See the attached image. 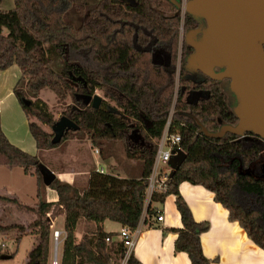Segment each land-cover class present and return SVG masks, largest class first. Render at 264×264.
<instances>
[{"label": "trees", "instance_id": "trees-1", "mask_svg": "<svg viewBox=\"0 0 264 264\" xmlns=\"http://www.w3.org/2000/svg\"><path fill=\"white\" fill-rule=\"evenodd\" d=\"M195 19L185 14V32L197 27ZM179 25L180 8L169 0H13L12 9L0 10V71L11 66L20 71L13 94L36 149L50 151L73 137H87L101 159L109 157L113 143L137 165L126 177L90 171L82 191L54 178L48 188L57 201L47 203L37 156L10 144L0 128V166L20 168L36 178L37 203L30 227L38 242L25 264L48 263L52 209L64 218L59 264H120L126 247L119 233L105 232L102 224L109 221L133 231L142 221L155 142L168 119L167 133L180 137L176 147L185 159L168 178L166 192L151 196L147 217L157 215L152 204H162L172 195L182 226L174 230V251L185 253L190 264H209L200 246L208 223L193 220L179 193L182 183L201 186L227 211L228 220L264 251V141L197 134L198 124L209 133L236 125L235 99L221 83L187 69L192 50L185 42L176 90ZM42 90L62 103L70 100L63 115L76 129L66 131L56 144L52 143L56 122L38 98ZM96 92L104 98L97 109L91 105ZM192 92L203 96L190 102ZM0 199L17 203L14 198ZM79 220L95 227L76 241ZM143 223L152 225L148 220ZM17 227L19 241L23 228ZM126 264L141 263L130 253Z\"/></svg>", "mask_w": 264, "mask_h": 264}, {"label": "water", "instance_id": "water-1", "mask_svg": "<svg viewBox=\"0 0 264 264\" xmlns=\"http://www.w3.org/2000/svg\"><path fill=\"white\" fill-rule=\"evenodd\" d=\"M169 1L182 7L184 14L202 20L201 27L185 33L184 42L192 50L186 59L187 69L213 81H226L235 99L236 125H222L209 133L198 124L197 134L210 139L226 134L245 139L252 136L264 141V0H188L183 6ZM100 103L95 94L92 107L97 109ZM74 129L69 119L61 117L52 126V143ZM171 154L169 177L185 159L181 150ZM46 172L42 178L48 187L55 177Z\"/></svg>", "mask_w": 264, "mask_h": 264}, {"label": "crops", "instance_id": "crops-1", "mask_svg": "<svg viewBox=\"0 0 264 264\" xmlns=\"http://www.w3.org/2000/svg\"><path fill=\"white\" fill-rule=\"evenodd\" d=\"M19 77L20 71L16 66H11L4 71H0V128L10 144L17 148L20 147L21 151L24 150L23 152L35 149L37 151L36 156H38L42 152L49 151L39 152L36 149L33 138V142L29 143L28 149L22 148V143L18 141L21 129L25 125H27L28 129L27 120L24 114H22L23 112H20L18 108L19 104L17 105L18 102L13 94L14 86ZM22 133L25 134L24 138L26 142L28 136L26 135L25 128ZM98 168L101 167L99 166L95 170ZM101 169L103 170V168ZM47 171L52 173L59 181L73 185L76 188H78L77 183L80 179H84V184L81 188L84 190L87 186L89 173L86 176H81L78 172L54 170L50 167ZM179 193L187 204L193 220L195 222L208 223V230L200 236V246L202 254L209 260V264H264V251L248 239L245 232L237 223L228 220L227 211L221 205L214 202L213 195L210 192L201 186L182 183L179 186ZM43 195L47 203H55L57 201L56 193L48 187L45 188ZM0 198H5V196H0ZM148 207L149 202L143 210L140 233L135 239L131 253L141 264H190L185 253L174 251V242L177 237L174 230L182 227L174 204V197L170 195L165 198L162 204H152L151 208L157 214L152 218L147 217ZM159 215L163 217L162 222H157L156 220ZM60 219L63 222L64 218L62 215ZM145 220H148V223L152 224L151 227L144 225L143 221ZM118 226L119 230H121L120 225ZM102 228L104 230V223L102 224ZM61 234L64 235L63 226ZM80 239H76V241Z\"/></svg>", "mask_w": 264, "mask_h": 264}, {"label": "rangeland", "instance_id": "rangeland-1", "mask_svg": "<svg viewBox=\"0 0 264 264\" xmlns=\"http://www.w3.org/2000/svg\"><path fill=\"white\" fill-rule=\"evenodd\" d=\"M188 1V0H187ZM13 0H2L0 2V9H12ZM10 7V8H9ZM9 8V9H8ZM185 16V15H184ZM184 17H180V25L178 28V40H177V63H176V90L178 87V75L180 69V56L183 46V29ZM101 99V92H96ZM203 93L192 92L188 97V101H195L202 98ZM38 98L45 104L48 113L52 115V118L57 122L61 117H63V112L66 107L70 105V100L65 102H60L56 99L54 94L49 90H42L38 94ZM105 102L110 107H114V103L105 100ZM18 105V103H17ZM18 108L22 113L19 105ZM20 113V114H21ZM23 114V113H22ZM46 132H50L49 127L42 126ZM25 128L28 140L25 142V134L22 133ZM21 129L19 133L18 141L22 143L23 147L28 149L30 142H33L30 136L27 125ZM78 145H74V144ZM110 155L104 156L105 159H101L98 154H95V148L90 145L87 137L81 139L73 137L70 140L62 143L58 148L50 150L49 152H42L37 156L39 165L38 170L42 176H45L47 169L50 167L54 170L60 171H74L81 174V176H86L90 171H94L95 168H103L104 173H109L119 177H126L136 170L137 165L135 161L128 160L123 152V149L118 144H111ZM21 149L20 147H18ZM22 150V149H21ZM24 151V150H23ZM25 151L30 155H37V151ZM108 157V158H107ZM136 175V174H134ZM78 190L82 191L81 186L84 184V179H80L77 183ZM46 188V187H45ZM44 188V190H45ZM0 196H5V198H14L17 200L16 204L9 201L0 199V264H25L27 261L28 253L36 246L38 242V235L35 230L30 227L35 219V215L32 210L37 203V186L36 178L29 175H24L22 169L20 168H5L0 167ZM51 219L53 224L50 228L49 236V256L48 263L51 264L54 255V243L52 239L53 231H62L63 222L60 219V214L58 210L52 209ZM79 225L75 230V239H80L81 236L87 230H93L95 224L85 222L84 220H79ZM91 228H89L87 225ZM23 228V235L20 236L19 241H17L18 227ZM119 226L115 223L105 221L104 231L118 233ZM64 236V235H62ZM60 237L57 245V255L58 264L62 251V241Z\"/></svg>", "mask_w": 264, "mask_h": 264}, {"label": "built area", "instance_id": "built-area-1", "mask_svg": "<svg viewBox=\"0 0 264 264\" xmlns=\"http://www.w3.org/2000/svg\"><path fill=\"white\" fill-rule=\"evenodd\" d=\"M183 15H184V11L182 9L181 17ZM169 122H170V119H168L166 123L162 136L160 137V139H158L155 142L156 153L154 157L152 171H151L150 176L148 177V184H147V188L145 191V195H146L145 206L149 202L153 194H162L166 192L167 180L169 178V173H170V167L168 163L172 156L171 152L172 151L175 152L176 150H179L177 149L176 146L180 142V137L176 134L167 133ZM94 153L98 154V151L95 150ZM96 171L99 173H104L101 168L96 169ZM156 220L157 222H162L163 217L159 215L157 216ZM141 223L142 221H140L137 228L133 231H129L126 228H121L119 232V238L123 241V244L126 247L127 252H126V257L120 262V264H126V259L128 255L131 253V250L135 243V239L140 233ZM60 237L64 239V236H62L61 232L53 231L52 239H53L55 249H54V255H53L51 264H58L57 245H58ZM106 241H108V239Z\"/></svg>", "mask_w": 264, "mask_h": 264}, {"label": "flooded vegetation", "instance_id": "flooded-vegetation-1", "mask_svg": "<svg viewBox=\"0 0 264 264\" xmlns=\"http://www.w3.org/2000/svg\"><path fill=\"white\" fill-rule=\"evenodd\" d=\"M187 0H180V2H179V4L180 5H182L183 6V4L186 2ZM181 10H182V7L180 8ZM181 10H180V17H181ZM185 15V14H184ZM184 15H183V17H184ZM196 21H197V27L196 28H194V29H197V28H199V27H201V23H202V20L201 19H199V18H197V19H195ZM194 29H190V30H194ZM187 31H189V30H187ZM186 31V32H187ZM186 32H184L183 33V42H184V38H185V33ZM217 71H219V70H217ZM191 73V72H190ZM196 74H199V73H196ZM219 83H221V85L223 86V88H227V82L226 81H221V82H219ZM226 93L228 94V100L231 102L232 101V98H231V96H230V94L226 91Z\"/></svg>", "mask_w": 264, "mask_h": 264}]
</instances>
